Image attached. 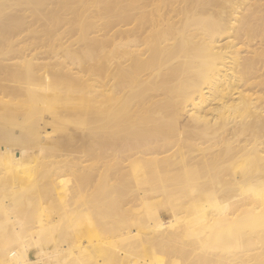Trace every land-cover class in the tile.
I'll return each mask as SVG.
<instances>
[{"label": "bare ground", "instance_id": "obj_1", "mask_svg": "<svg viewBox=\"0 0 264 264\" xmlns=\"http://www.w3.org/2000/svg\"><path fill=\"white\" fill-rule=\"evenodd\" d=\"M237 80L264 90V0H0V264H264ZM184 113L236 138L193 155Z\"/></svg>", "mask_w": 264, "mask_h": 264}, {"label": "rangeland", "instance_id": "obj_2", "mask_svg": "<svg viewBox=\"0 0 264 264\" xmlns=\"http://www.w3.org/2000/svg\"><path fill=\"white\" fill-rule=\"evenodd\" d=\"M238 40L236 39V42H237ZM257 41H259V40H257ZM255 43V41H252L251 43ZM243 48H245V45H243L242 46ZM242 54L243 55H245L246 54V51L244 50H242ZM250 54V53H249ZM239 82H240V84H239ZM242 83V81H238L237 80V82H235V84H234V86H235V88L233 89L232 88V91L234 92H239V91H241L242 92V90H244V92L243 93H248V94H253L254 93V96H257V94H259L258 95V97H261V98H259V100H257V103L259 102V101H264L263 99V97H264V90H261L260 88L261 87H255V86H253V87H251V86H249L248 85V87L249 88H247L246 89V87H247V85L245 86V85H242L241 84ZM241 85V86H240ZM240 87V88H239ZM243 87H244V89H243ZM255 88V89H254ZM250 89H251V91H250ZM246 90V91H245ZM259 90V91H258ZM250 92H252V93H250ZM256 92V93H255ZM261 99V100H260ZM223 102V99H215L214 101H213V103H214V105L215 104H219V105H221V103ZM262 106V105H261ZM184 116L183 117H181L180 118V125H181V130L182 131H187L188 132V134H189V141L190 142H192L193 144H196L197 145V147H196V151L194 150L192 153H193V155H196V156H198L199 155V153L201 152V150H199L200 148H202V147H204V146H207L208 144H209V142L207 141V137H204L203 138V136H201V134L205 131V132H212L213 130H216V129H218V130H223V133H224V131H225V134H223V135H228V137H233V132L235 131L234 129V126H235V122L233 121V120H229L228 122H227V124L224 126V127H222V122H219L217 125H215L214 126V128H212V129H206L205 128V126L203 125V123H196L189 115H187L186 113H184L183 114ZM187 117V118H186ZM189 117V118H188ZM183 118V119H182ZM191 118V119H190ZM246 119H248V117L246 118V116L244 115L243 117H241V118H239V120L240 121H243V120H246ZM232 127H233V129H232ZM193 129V130H192ZM202 129V130H201ZM196 130H197V132H196ZM230 130V131H229ZM234 130V131H233ZM200 132V133H199ZM232 132V133H231ZM228 133H230V134H228ZM191 134V135H190ZM199 135V136H198ZM201 136V137H200ZM242 136V135H241ZM200 137V138H199ZM236 138V135H235V137H233V139H235ZM194 139H196V140H194ZM204 139V140H203ZM205 142V143H204ZM200 143V144H199ZM197 152H199V153H197ZM199 157V156H198ZM63 180H66V179H63ZM67 181V180H66Z\"/></svg>", "mask_w": 264, "mask_h": 264}]
</instances>
